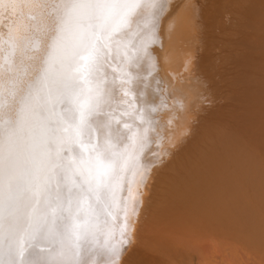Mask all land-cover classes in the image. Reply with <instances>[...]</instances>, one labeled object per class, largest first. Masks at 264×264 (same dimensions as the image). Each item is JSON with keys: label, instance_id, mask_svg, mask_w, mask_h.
I'll return each mask as SVG.
<instances>
[{"label": "bare ground", "instance_id": "obj_1", "mask_svg": "<svg viewBox=\"0 0 264 264\" xmlns=\"http://www.w3.org/2000/svg\"><path fill=\"white\" fill-rule=\"evenodd\" d=\"M55 3L0 0V97L12 105L11 112L3 111L13 116L47 58L55 35ZM103 53L92 84L102 94L94 119L107 124L120 150L131 156L118 194L120 207L104 230H112L115 239L98 234L81 259L88 264H145L140 260L151 253L158 257L153 264H235V252L244 250L254 264L264 263V162L249 152L255 148L250 145L259 147L262 140L264 147V0H155L127 30L113 36ZM222 98L226 105L243 108L242 102L248 107L236 110L234 118L249 127L261 122L263 138L254 139L253 132H243L249 140L253 134L250 144L243 137L234 140L238 135L228 138L234 125L224 122L234 119L231 104L229 112L227 106L221 108L229 116L214 111L219 119L227 116L221 122L227 137H217L225 128L218 132L203 126L206 115L201 114L212 116L207 106L217 110ZM210 100L218 101L217 108L210 107ZM63 108L55 105V113ZM196 121L205 128L197 132ZM93 136L95 142L97 134ZM141 229L153 236L140 234ZM137 237L138 243L147 239L153 244L139 245ZM112 244L120 248L116 257L109 251ZM137 244L149 253L139 257L143 252Z\"/></svg>", "mask_w": 264, "mask_h": 264}, {"label": "snow or ice", "instance_id": "obj_2", "mask_svg": "<svg viewBox=\"0 0 264 264\" xmlns=\"http://www.w3.org/2000/svg\"><path fill=\"white\" fill-rule=\"evenodd\" d=\"M154 2L56 0L47 58L14 116L0 97V264H88L81 253L93 238L115 239L104 230L131 154L94 119L102 94L93 77L113 36ZM109 251L116 257L120 248Z\"/></svg>", "mask_w": 264, "mask_h": 264}, {"label": "rangeland", "instance_id": "obj_3", "mask_svg": "<svg viewBox=\"0 0 264 264\" xmlns=\"http://www.w3.org/2000/svg\"><path fill=\"white\" fill-rule=\"evenodd\" d=\"M252 73H253V74L255 73V76H257V73H256V72H252ZM253 76H254V75H253ZM248 84H249V83H248ZM246 86H247V85H245L244 87H246ZM247 87L250 88V87H252V86H247ZM244 89H245V88H244ZM246 89L249 90L248 88H246ZM251 90H252V89H251ZM216 97H217V96H216ZM212 99H213V98H212ZM215 99H216V100H219V97H217V98H215ZM216 100H215V101L213 100V101L215 102V104L218 102V101H216ZM210 101H211V102H210ZM210 101H209L208 103L213 105V107H212L211 105H210V107H211V108H214V109L217 108L216 106H217L218 103H217V104L215 105V107H214V102H213L212 100H210ZM221 101H222V102H221ZM223 101H224V99L222 98V100L220 99L219 102L225 104V106H222L223 104H218L219 106H220V105H221V106L218 107L217 110H216V109H215V110L210 109L209 106H207L208 109H209V111H208V109H206V110H207L208 112H210V111L212 110V112H213L212 116H209V118L212 117V119H213V118L215 117V115H216L217 113H215L214 111H216V112L218 111V112L221 113L222 115L225 114V111L228 110V106H229L231 103H230V104L227 103V105H226V102L224 103ZM212 102H213V103H212ZM238 102H239V101H238ZM235 104H236V105H237V104L239 105V103H237V102H235ZM240 104H242L241 107H242V106H243V108L245 107L244 104H243L242 102H241ZM249 104H250V103H249ZM233 105H234V104H231V105H230L231 107L229 106V109L232 108V107L234 108L235 105H234V106H233ZM247 105H248V104H247ZM226 106H227V107H226ZM239 106H240V105H239ZM239 106H238V107H239ZM248 106H249V105H248ZM250 106H251V105H250ZM262 106H264L263 102H262ZM222 107H223V109H226V108H227V109L224 111L223 109H221ZM225 107H226V108H225ZM238 107H235V108H236L235 110L232 108V110L234 111V112H232L233 114L230 112V115L232 114V118H234L235 112L238 113L239 111H241V109H243V108H240V107H239L240 109L238 110ZM219 108H220V109H219ZM247 108H248V107H245V109H247ZM249 108H252V106L249 107ZM255 108H256V106H255ZM257 108H258V106H257ZM206 110H205V111H206ZM219 110H220V111H219ZM230 110H231V109H230ZM230 110H228V112H229ZM232 110H231V111H232ZM236 110H237L238 112H237ZM243 110H244V109H243ZM248 110H250V109H248ZM248 110H247V112H248ZM252 110H253V109H251V112H252ZM221 111H222L223 113H222ZM245 111H246V110H245ZM245 111H243V112H245ZM256 111H257V109H256ZM212 112H210V113H212ZM228 112L226 111V113H227L226 115H228ZM241 112H242V111H241ZM241 112H240V113H241ZM247 112H246V113H247ZM206 113H207V112H203V113L201 114L202 117H205V115H206V118H202V119H204L205 121H206V120H207V121L209 120V122L207 123V121L205 122L204 120H202V121L206 124V125H205V124L203 125V122H202L201 120H200V121H201L202 123H201L200 121H199V123H198V121H196V123H197V126H196L197 132H199L198 129L202 130V129H204V128L209 124V126L211 125L212 127H215L214 130H217V129H218V130H217L218 132H219V128H220V131H221V129L225 128L224 131L222 130L223 133H222V132H221V133L219 132V133H220V134H219V133L215 132L214 134H211V135H213V137H214V135L217 136V134H218V136H217L218 138H219L220 136L222 137V135H223V137H225V135L227 134V132H226V134H225V131H226V129H227V126H225V125H226L227 123H228V125H229L230 123H232V124L234 125V128H235V129L232 127V126H233L232 124H230V125H231V128H233V130H236V131H235V133H234L233 130L228 129V131L230 130V132H228V133H229L228 138H229V137L234 138L235 136L238 135L237 137H235L234 140H237V141L239 142V138H240V137H243V138H242L243 140L241 139L242 142L245 140V141H247V142L249 143L250 140H253L252 137L256 136V138L254 137V139H257V136H260V137H261L260 132H262V131H260V130H261V127H260V126H263V125H264V124H263V125H260L261 122H259V123L256 122V123H258V125H257L256 123H254L255 125H254V124H252V125L250 124L251 127H249V126L246 124V121L243 120V121L241 122V119H240L239 117H238V119H237V116H236V120H235V118H234V119L231 120V121L229 120L228 122H227V121L224 122V121H225L224 118H225V117L227 118V116L225 115L224 118L219 119V118H220V117H218V116H220V114H219L218 116L216 115V118H215L216 120L213 119V120L215 121V123H216V124H213V125H217V126H213L212 124H210V122H211V121L213 122V120L210 121V119L207 118V117H208V116H207L208 113H207V114H206ZM214 113H215V115H214ZM201 115H199V116H201ZM203 115H204V116H203ZM208 115H211V114H208ZM213 115H214V117H213ZM222 115H221V116H222ZM228 116H229V115H228ZM199 118H200V117H199ZM229 118H231V117H228V119H229ZM200 119H201V118H200ZM217 119H219L218 121H219L220 124L222 125V128L220 127V126H221L220 124H219V125L217 124V123H218V122H216ZM228 119H227V120H228ZM242 119H244V118H242ZM197 120H199V119L197 118ZM221 120H223V121H221ZM234 120H235V123H234ZM238 120H240V123H238ZM236 121H237V122H236ZM261 121H262V120H261ZM221 122H222V123L224 122L225 125L222 124ZM244 122H245V123H244ZM262 122H264V120H263ZM200 123H201L203 126H205V127H202V126L200 125ZM236 123H237L238 125H237ZM241 124H243V125H241ZM245 124H246L248 127H247ZM198 125H199L200 127H199ZM236 125H237L238 127H240V128H236V127H235ZM239 125H241V126H239ZM256 125H257V126H256ZM259 125H260V126H259ZM209 126H208V127H209ZM223 126H224V127H223ZM243 126L245 127V130L242 131V129L244 128ZM197 127H198V128H197ZM218 127H219V128H218ZM242 127H243V128H242ZM263 127H264V126H263ZM263 127H262V130H263ZM210 128H211V127H210ZM228 128H230V127L228 126ZM196 129H195V131H196ZM239 129H240V130H239ZM214 130L212 131V133L214 132ZM253 130H254V131H253ZM249 131H250V132H249ZM263 131H264V130H263ZM243 132H244V133L247 132L248 134L251 133V132H253L254 136H252V135H253V134H252V135H251V139L249 140V137H250V136L247 138L248 135H247V134H246L247 136H246V135H243V134H244ZM258 132H259V133H258ZM210 133H211V130H210ZM216 133H217V134H216ZM232 133H233V135H232ZM237 133H238V134H237ZM196 134H197V136H198V133H194V136H196ZM255 134H256V135H255ZM257 134H259V135H257ZM261 134H263V133H261ZM211 135H210V136H211ZM231 135H232V136H231ZM242 135H243V136H242ZM197 136H196V137H197ZM233 136H234V137H233ZM262 136H264V135H262ZM221 137H220V138H221ZM223 137H222V139H223ZM226 137H227V135H226ZM260 137H259V138H260ZM210 138H211V137H210ZM215 138H216V137H215ZM218 138H216V139H218ZM220 138H219V139H220ZM228 138H226V139H228ZM232 138H230V139H232ZM236 138H237V139H236ZM244 138H245V139H244ZM246 138H247V140H246ZM259 138H258V140H259ZM261 138H263V137H261ZM192 139H195V138H192ZM192 139H191L189 142L193 143L194 140H193V142H192ZM211 139H213V138H211ZM263 139H264V138H263ZM241 140H240V141H241ZM260 140H261V139H260ZM253 141H254V140H253ZM247 142H245V145H246ZM255 142H258V141L255 140ZM260 142H261V141H260ZM260 142H258L259 144H258V143H257V144L259 145V147L262 148V146H263V140H262V143H260ZM253 143H254V142H252V144H253ZM240 144H241V142H240ZM242 144H243V143H242ZM249 144H250V143H249ZM249 144H247V145L249 146ZM254 144H256V143H254ZM260 144H261V145H260ZM243 145H244V144H243ZM243 145H242V146H243ZM250 146L253 147V148L255 147L254 149H249V152H252L251 150H253L252 154L250 153V155L254 156V154H255L256 156L259 157V160L262 158V160H263V162H264V156L262 155V153L264 154V152H263V151H264V149H263L264 147L262 148V153H261V152H260L261 148H260L259 152L257 151L258 149H256V148H259V147H256L257 145H256V146H254V145H253V146L250 145ZM251 147H250V148H251ZM207 150H208V149H206V153H207ZM254 151H255V152H254ZM186 152H187V151H186ZM253 153H254V154H253ZM259 155H260V156H259ZM256 156H255V157H256ZM258 157H257V158H258ZM257 158H256V159H257ZM201 159H202V158H201ZM201 159H200V160H201ZM255 161H256V160H255ZM256 162H257V161H256ZM198 163H200V162L198 161ZM176 181H177V180H176ZM170 183L172 184V182H170ZM170 183H169V185H171ZM173 183L175 184V182H173ZM167 187H168V186H167ZM167 187H166V188H167ZM167 189H168V188H167ZM161 191H162V190H161ZM158 193H160V192H158ZM171 193H172V192H171ZM160 194H161V193H160ZM160 194H159V195H160ZM166 194H167V193H166ZM166 194H165V196H166ZM156 195H157V194H156ZM156 195H155V196H156ZM161 195H162V194H161ZM171 195H172V194H171ZM155 196H154V197H155ZM157 196H158V195H157ZM165 196H164V197H165ZM167 196H168V194H167ZM162 197H163V196H162ZM162 197L158 196V199H159V198L161 199ZM149 198H150V197H149ZM155 198H156V197H155ZM158 199H157V200H154V199H153V201H155V202L158 203L159 200H160V199H159V200H158ZM164 199H165V198H164ZM170 199H171V198H170ZM147 200H148V199H147ZM149 200H150V199H149ZM149 200H148V204H149ZM165 200H167V198H166ZM165 200H164V201H165ZM161 201L164 202L163 199L160 200V202H161ZM169 201H171V200H169ZM165 202H166V201H165ZM158 204H159V203H158ZM160 204H162V203H160ZM164 204H165V203H164ZM162 205H163V204H162ZM157 213H158V212H157ZM155 214H156V213H155ZM153 216H154V215H153ZM156 217H157V215H156ZM158 217H159V216H158ZM159 218H160V217H159ZM148 219H150L149 216H148ZM157 220H158V219H157ZM158 221H159V220H158ZM149 228H150V229H148L149 231H150L151 229H153V227H149ZM139 230H140V229H139ZM141 230L143 231V229H141ZM148 230H147V232H145V230H144V231H143L144 233L141 232L140 234L143 235V234H145V233H148ZM175 230H177V229H175ZM229 230H230V229H229ZM151 231H152V230H151ZM153 231H156V230L154 229ZM157 231H158V230H157ZM157 231H156V233H157ZM160 231H161V230H160ZM160 231H159V232H160ZM173 231H174V229H173ZM233 231H237V229H233ZM138 232H140V231H138ZM151 233H152V232H150L149 234H145V235H150ZM138 234H139V233H138ZM140 234H139V235H140ZM158 234H159V233H158ZM243 234L246 235V233H243ZM151 235H152V234H151ZM156 235H157V234H156ZM140 236H141V235H140ZM152 236H153V235H152ZM143 237H144V236H143ZM143 237L141 236L140 240L143 239ZM146 238H148V237L146 236ZM150 238H152V237L149 236L148 239L150 240ZM138 239H139V238L137 237V241H136V243H138ZM145 240H146V241H145ZM149 240L147 241V239H144L143 242H141V243L139 242L138 244H139V245H140V244L142 245L144 242H147V243H144V245H145V244H147V245H149V244H153V243H149V242H150L151 240H153V239H151L150 241H149ZM141 241H142V240H141ZM151 242H153V241H151ZM148 243H149V244H148ZM138 244H137V245H138ZM139 245H138V248H137L136 245H135V247L137 248V250H140V249H141V248H140L141 246H139ZM146 247H148V246H146ZM136 248H135V249H136ZM143 248H144V246H143ZM147 249H148V248H147ZM141 250H142V249H141ZM153 250H154V249H153ZM144 251L147 252V253H149V250L143 249V250L141 251V252H143V253H142V254L140 253V254H139V257H140V255H141V256H145L144 254H147V253H145ZM150 251H151V250H150ZM239 251H241V250H239ZM239 251H236V252H235V253L239 254L238 256H237L236 254H235V256H234V258L236 257L235 262H238V263H235V264H254V263H255V262H254V259H253L252 257H251V260H250V258H249V256H248V253H247L246 251L243 250V251H242L243 254H242V253H239ZM127 252H128V253H127ZM127 252H126L127 255H128V254H131V253H129V252H131V249H130V251L128 250ZM134 252H136V250H134ZM134 252H133V253H134ZM152 253L154 254V251H152ZM155 253H156V251H155ZM241 254H242V255H241ZM130 256H131V255H130ZM148 256H150V257H148ZM151 256H153L151 253H149V255L147 254V256H145V257H147L146 259L149 260V261L147 260V261L149 262L148 264H150V261L152 262V260H153V262H152L151 264L155 263V262H154V257H155L156 255L154 254V257H151ZM247 256H248V257H247ZM145 257H144V259H145ZM240 257H241V258H240ZM141 258H143V257H141ZM149 258H152V260H150ZM144 259H143V260H140V261H142V263H143V261H144V263L147 264V262H145L146 259H145V260H144ZM156 259H158L157 256L155 257V261L158 263V261H157ZM252 259H253V260H252ZM111 260H112V258H111ZM114 260H115L114 262H117V260H116L115 258H114ZM238 260H239V261H238ZM109 261H110V260H109ZM130 261H131V257H130ZM107 262H108V261H107ZM107 262H106V263H107ZM112 262H113V260H112ZM106 263H105V264H106ZM108 263H111V262H108ZM108 263H107V264H108ZM113 264H114V263H113ZM115 264H116V263H115ZM130 264H132V263H130ZM135 264H136V263H135ZM262 264H264V263L262 262Z\"/></svg>", "mask_w": 264, "mask_h": 264}]
</instances>
